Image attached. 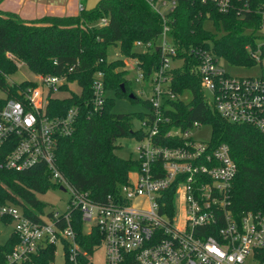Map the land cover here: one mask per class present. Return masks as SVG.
Masks as SVG:
<instances>
[{
	"label": "built area",
	"instance_id": "built-area-1",
	"mask_svg": "<svg viewBox=\"0 0 264 264\" xmlns=\"http://www.w3.org/2000/svg\"><path fill=\"white\" fill-rule=\"evenodd\" d=\"M146 1L161 16L164 28L157 44L138 41L137 46H156L163 63L148 78L137 67V80H150L152 90L149 115L142 124L147 134L137 146L139 168L130 173L116 197L96 201L88 191L77 190L58 168V139L74 132L78 108L53 117L47 107L50 95L67 82L66 76L40 74L35 86L21 92L22 99H8L0 108V149L9 148L2 165L21 171L45 164L52 180L72 192L67 209L52 211L43 221L26 215L17 205L0 203V221L10 219L20 239L6 255L5 264H25L43 248L54 245L57 251L60 244L65 261L68 256L71 264H84L80 258L87 257V264H92V254L82 247L72 224L71 212L76 209L82 214L85 233L94 227L101 231L106 264H264V210L237 213L234 209L231 195L238 165L230 146L197 139L201 121L183 128L167 113L173 109L170 101L178 98L170 74L177 47L168 24L177 2ZM213 1L220 11L230 10V0ZM107 22L104 17L100 24ZM256 34L246 50L254 66L261 68L258 76L231 75L224 59L210 49L191 52L200 60L207 102L223 118L264 135V24ZM106 96L103 73L98 72L96 110Z\"/></svg>",
	"mask_w": 264,
	"mask_h": 264
},
{
	"label": "trees",
	"instance_id": "trees-1",
	"mask_svg": "<svg viewBox=\"0 0 264 264\" xmlns=\"http://www.w3.org/2000/svg\"><path fill=\"white\" fill-rule=\"evenodd\" d=\"M1 1V0H0ZM175 10L169 13L170 36L177 47L174 60L181 65L170 70L172 88L178 95L172 100L173 109L167 113L172 122L187 128L198 120L213 128L211 143H227L238 165V173L232 185L233 207L237 213L244 210H264V135L256 128L233 123L223 118L206 100L201 88L199 57L193 48H207L233 66L255 65L246 50L254 43L257 29L264 24V0H230L228 12H222L213 0H176ZM106 24H100L102 18ZM211 22L215 31L206 27ZM164 28L161 16L146 0H102L78 15L44 16L25 20L18 14L0 10V108L8 99H22L21 92L35 86L34 81L10 83L8 76L18 70V61H23L35 74L66 76L67 82L58 89L69 90V83L76 82L80 93L70 96L49 97L48 113L57 117L77 107L75 129L71 135L61 136L56 148L58 168L68 181L81 191H88L92 199L105 202L111 195L119 194L121 185L129 180L132 171L139 168L138 159L120 157L116 150L122 137L143 138L146 132L141 126L132 128L133 116L115 113L116 97L141 100L131 87L128 69L123 58L109 60V51L118 47L124 57L136 58L137 67L148 78L163 63L161 50L145 49L137 42L157 44ZM103 73L104 88L114 97L106 96L102 107L93 105L95 74ZM124 84L125 91L122 88ZM192 94L190 100L181 96ZM130 93L135 97L131 98ZM144 104L151 107L149 100ZM149 113H141L142 120ZM167 143V141H165ZM9 148L0 149V203H11L23 209L35 220L43 218L44 204L36 192L60 185L52 180L45 164L25 170H14L2 165ZM52 212L48 213V217ZM72 224L77 239L90 254L102 246L103 235L94 227L84 232L81 212H71ZM11 224L10 219L0 221ZM20 242L13 231L0 244V264H5L6 255ZM56 247L50 245L34 254L25 264H51ZM87 264V257L80 258ZM65 264H71L67 259Z\"/></svg>",
	"mask_w": 264,
	"mask_h": 264
},
{
	"label": "rangeland",
	"instance_id": "rangeland-1",
	"mask_svg": "<svg viewBox=\"0 0 264 264\" xmlns=\"http://www.w3.org/2000/svg\"><path fill=\"white\" fill-rule=\"evenodd\" d=\"M206 27L215 31L214 26L211 22H207ZM123 58L124 66L122 69H128V78L131 80V87L135 91V93L140 97L139 101H132L128 97H116L115 103L113 106V111L115 113H126L131 114L133 116L132 120V128L139 129L143 120L140 117V114L147 113L149 111L148 107L144 104V100L148 99L152 95V90L150 88V80H137L139 76V70L137 69V59L124 57L120 49L118 47H112L109 51V60H115ZM183 62L181 60H173L172 65H181ZM223 65L226 67L227 71L234 76H258L260 74L261 68L260 66H251V67H241V66H233L228 62L223 60ZM39 75L33 73L27 65L19 60L18 61V70L13 74L8 76V81L10 83L19 84L24 81H39ZM69 90H60L57 89L53 92L54 97L64 98L71 95V92L74 91L76 93H80L81 88L76 82H72L68 84ZM4 92L0 90V97H4ZM107 96L114 97V93L112 91H107ZM192 94L190 92H186L184 94V98L186 100L191 99ZM195 137L202 141H211L213 137V128L210 124H203L201 128L195 131ZM139 138L135 137H122L119 138L117 143L119 148L116 150L117 154L123 158H138L137 146L140 143ZM37 198L44 204V212L43 218L49 219L48 213L52 211H65L68 207L69 201L71 199L72 192L70 189L66 191L62 190L59 186L50 187L46 191L36 192ZM86 230H90V225L86 226ZM14 231L13 224L4 225L0 223V244L4 243L7 238ZM92 264H106V250L104 246H100L97 248L92 254ZM53 264H65V253L63 246L60 244L57 247V251L55 254V259Z\"/></svg>",
	"mask_w": 264,
	"mask_h": 264
},
{
	"label": "crops",
	"instance_id": "crops-1",
	"mask_svg": "<svg viewBox=\"0 0 264 264\" xmlns=\"http://www.w3.org/2000/svg\"><path fill=\"white\" fill-rule=\"evenodd\" d=\"M87 0H1L0 10L18 14L25 20L44 16L78 15Z\"/></svg>",
	"mask_w": 264,
	"mask_h": 264
},
{
	"label": "water",
	"instance_id": "water-1",
	"mask_svg": "<svg viewBox=\"0 0 264 264\" xmlns=\"http://www.w3.org/2000/svg\"><path fill=\"white\" fill-rule=\"evenodd\" d=\"M101 1H102V0H87V2H86V6H85V9H86L87 11H91V10L95 9V8L99 5V3H100ZM122 88H123V90L125 91L124 84H122ZM130 97H131V98H134V97H135V94H134V93H130ZM60 188H61L62 190H64V191H66V188H65V187L61 186Z\"/></svg>",
	"mask_w": 264,
	"mask_h": 264
}]
</instances>
